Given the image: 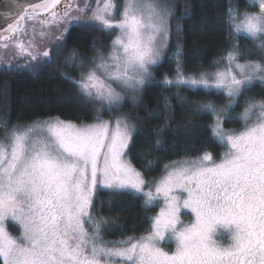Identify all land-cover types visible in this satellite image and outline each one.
I'll return each mask as SVG.
<instances>
[{
	"label": "snow or ice",
	"instance_id": "snow-or-ice-1",
	"mask_svg": "<svg viewBox=\"0 0 264 264\" xmlns=\"http://www.w3.org/2000/svg\"><path fill=\"white\" fill-rule=\"evenodd\" d=\"M31 8L33 24L22 26L24 16L18 14L0 32V49L14 48L15 55H8L26 58L25 67L52 63L74 24L118 30L107 56L101 53L87 65L81 60L78 78L66 77L84 103H98L109 113L119 110L122 91L138 98L167 47L172 12L158 0H124L119 19L114 0H99L95 9L76 0H41ZM248 8L258 10L241 11L239 4L229 8V35L250 38L264 53V0H252ZM29 28L39 42L13 39L12 34H26ZM240 57L233 45L214 73L164 80L197 95L202 90L206 97L227 99L223 108L211 101L196 104L198 111L212 114V135L228 149L219 163L205 152L165 164L162 175L148 181L128 159L136 133L128 114L107 121L98 114L86 125L55 118L7 132L0 139V264H264V97L247 98L237 117L242 131L224 128L246 94L257 87L264 93V59L241 63ZM78 58L73 50L66 63L75 65ZM7 126L0 117V127ZM100 190L139 196L145 210L161 199L163 207L150 218L147 235L106 242L102 228L107 221L92 214ZM188 213L194 219L184 224L181 216ZM9 220L20 225L19 238L8 232ZM172 242L175 250L165 251Z\"/></svg>",
	"mask_w": 264,
	"mask_h": 264
},
{
	"label": "trees",
	"instance_id": "trees-1",
	"mask_svg": "<svg viewBox=\"0 0 264 264\" xmlns=\"http://www.w3.org/2000/svg\"><path fill=\"white\" fill-rule=\"evenodd\" d=\"M237 4L241 11L249 9L245 0H182L170 20L165 56L152 69L153 80L137 94L135 101L124 103L123 111L136 125L128 159L144 171L148 181L160 176L164 165L171 161L194 159L205 152L215 159L220 155L221 145L210 129L211 116L198 111L196 104L211 101L223 107L227 99L216 95L206 97L202 90L197 95L184 86H166L163 79L175 75L178 68L186 74L208 69L233 45L240 48L241 61L260 59V54L248 53L256 49L250 38L229 35L228 10ZM104 40L107 33L98 26L73 25L63 50L53 56L52 63L38 69L25 67L26 63L0 67V117L9 124L53 117L75 123L92 122L97 103H84L66 77H76L77 63L91 57ZM73 50L79 54L75 65L66 63ZM249 96L260 99L264 93L257 87L246 94L230 113L232 120L224 124L225 128H241L237 117ZM149 160L153 162L151 168L147 166ZM94 208L110 223L108 237L112 240L145 233L150 226L152 210H145L139 196H110L108 190H100L94 198Z\"/></svg>",
	"mask_w": 264,
	"mask_h": 264
},
{
	"label": "rangeland",
	"instance_id": "rangeland-1",
	"mask_svg": "<svg viewBox=\"0 0 264 264\" xmlns=\"http://www.w3.org/2000/svg\"><path fill=\"white\" fill-rule=\"evenodd\" d=\"M182 0H158V3L162 6H165L169 9V11L172 12V16L173 14L175 13L177 7H178V4L181 2ZM252 0H245V3L246 5L248 6L249 3H251ZM99 3V0H76V5L78 6H87V7H90L92 9H95L97 7V4ZM114 3L116 5V10L114 12V15L116 17V19H119V11H120V8L122 6V4L124 3V0H114ZM102 6V5H101ZM62 7V5L60 6ZM258 9H253V8H249L248 11H257ZM243 11V10H242ZM31 15V14H25L23 15L24 16V20H22V26L24 27H27L31 24H33V21L32 20H29L28 19V16ZM43 15H47L46 13H44ZM88 15L90 16L91 13L89 12ZM171 16V17H172ZM171 20V18H170ZM93 24H96V22H92ZM74 25H77V24H74ZM54 27V25H53ZM36 29H37V33L39 32L40 30V25L37 24L36 25ZM105 32V31H104ZM107 33V40H104L102 42V45L100 48L98 49H95L92 53V56L89 57V58H83L81 59L86 65L94 58V57H98L101 53L105 56H107L108 52L110 51V46L112 44V42L116 39L117 35L119 34L118 30H112L111 33L109 32H106ZM13 35V39L15 40H20L21 42L27 44V42L33 38H35L37 40V42H39V36L38 34L35 35V37L33 36V33L31 31V29L29 28V31L25 34V33H15V34H12ZM169 40H170V36H168V39H167V47L164 49V54L162 55V57L160 58L159 62L156 64V65H153L152 66V69L156 66H158L159 64H161L164 56H165V53L168 49V46H169ZM176 41V38L174 37V42ZM54 46V44L52 45ZM256 49L253 50V51H250L248 52L249 54L251 55H258L260 54V59H264V53H262L261 51L258 50L257 47H255ZM11 51L13 55H15V50L14 48H11L9 50H5V49H0V67H8L6 66L5 64V61L7 60L10 64H11V67L15 66V65H19V64H24V63H28L27 59L24 58V57H17L16 59H11L10 56L8 55V52ZM241 63H243L244 61H241ZM35 63V62H34ZM80 61L77 63V66L79 65ZM218 66L220 68H223V64L221 63V58H219L218 60H216L211 67H209L208 69H205L203 71H200L196 74H186L184 73L180 68L177 69V73H175V75L171 76V77H167L168 79L170 80H173L175 81L177 79V76L178 74L179 75H182L184 77H198L200 76V74L202 73H214L215 71L218 70ZM76 69V68H75ZM77 73V76L74 77L73 79H76L78 78L79 76V72L78 71H75ZM166 78V77H165ZM165 78L163 79V84L165 85L164 83V80ZM153 80V74H152V79L149 81L151 82ZM148 82V83H149ZM168 86V85H166ZM118 91H121L120 89H117ZM122 95L124 96V99L123 101L121 102V106L119 108L118 111L116 112H112V113H109L107 107H103L101 108L100 105L97 103V106H96V110H95V114H94V120L92 122H88V123H75V122H72L74 124H77V125H86V124H92L94 122H96V117L97 115L99 114V116L103 119V120H110V119H113L116 115H119V114H125V112L123 111V105L124 103L126 102V100L128 101H131L132 100V96L133 94L131 92H124L122 91ZM227 104V102H226ZM217 105V104H216ZM219 107V104L217 105ZM224 107V106H223ZM221 107V108H223ZM243 112V109L242 111ZM204 113H207V112H204ZM211 116V119H212V122L210 124V129H211V126L213 125L214 123V117L212 116L211 113H207ZM241 114V113H240ZM239 116V115H238ZM4 118V117H3ZM56 117H53V118H46V119H41V120H35V121H30V122H23V123H13V124H9L8 123V126L7 128H4L2 127V130L0 132V139H3L5 134L7 132H10L13 128L17 127V126H21V127H27V126H30V125H34V124H37V123H40V122H44V121H50V120H53L55 119ZM5 119V118H4ZM61 120V119H60ZM240 121V125H241V128L238 129V130H234V129H229V128H225L226 131H229V132H240L244 129V123L242 120L238 119ZM64 121V120H63ZM71 122V121H70ZM212 133V132H211ZM214 137V136H213ZM215 138V137H214ZM215 140L221 145V152H220V155L218 156L217 159L214 158V160L219 163L220 160L224 157L225 153L228 151L227 147L225 146L224 143H222L221 141H219L217 138H215ZM182 160H187V159H182ZM179 161V160H178ZM162 175V174H161ZM160 175V176H161ZM160 176H158L157 178H159ZM156 179V178H154ZM152 181V180H151ZM95 198V197H94ZM143 200V199H142ZM163 207V201L162 199L161 200H158L153 206H152V212H151V217H154L156 215H158L159 211H160V208ZM93 217L94 218H100V217H103L100 213H96V210L95 208H93ZM104 218V217H103ZM86 219V218H85ZM194 219V217L191 215V213H188L187 215H182L181 216V221L182 223L184 224H188L190 223L192 220ZM104 220H106L104 218ZM107 223L103 226L102 228V238L104 241L106 242H117V241H120L122 239H125V238H120V239H116V240H112L111 238H109L108 234L110 233L111 231V226H110V223L108 222V220H106ZM6 227H7V230L8 232L15 238H19L21 235H22V229L20 228V225L14 221H7L6 222ZM150 227V226H149ZM89 231H91V228H89ZM148 231H149V228L148 230L145 232V233H142V234H138V235H135L136 237H139V236H143V235H147L148 234ZM226 235V234H225ZM221 243L223 244H227L228 241L227 239H221L220 241ZM164 250L165 251H168V252H172L175 250V243L172 242L170 244H165L164 245Z\"/></svg>",
	"mask_w": 264,
	"mask_h": 264
},
{
	"label": "water",
	"instance_id": "water-1",
	"mask_svg": "<svg viewBox=\"0 0 264 264\" xmlns=\"http://www.w3.org/2000/svg\"><path fill=\"white\" fill-rule=\"evenodd\" d=\"M39 2L41 0H14V2L0 0V32H3L9 23H14L18 19V14H32L31 5ZM20 24L22 25V21Z\"/></svg>",
	"mask_w": 264,
	"mask_h": 264
},
{
	"label": "flooded vegetation",
	"instance_id": "flooded-vegetation-1",
	"mask_svg": "<svg viewBox=\"0 0 264 264\" xmlns=\"http://www.w3.org/2000/svg\"><path fill=\"white\" fill-rule=\"evenodd\" d=\"M26 8V7H25ZM26 10V9H25Z\"/></svg>",
	"mask_w": 264,
	"mask_h": 264
}]
</instances>
